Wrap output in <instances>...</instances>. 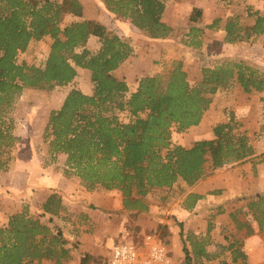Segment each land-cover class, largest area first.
I'll return each instance as SVG.
<instances>
[{
    "label": "trees",
    "instance_id": "1",
    "mask_svg": "<svg viewBox=\"0 0 264 264\" xmlns=\"http://www.w3.org/2000/svg\"><path fill=\"white\" fill-rule=\"evenodd\" d=\"M103 2L109 12L129 21L151 40L168 39L175 31L163 20L165 0ZM197 13L195 9L191 21H195ZM67 16L76 20L64 25ZM83 16L81 0H0V171L9 169L12 151L19 140L6 116L15 99L25 89L67 86L78 76V68L91 72L93 93L71 90L62 107L51 111L43 139L52 160L58 155L66 156L67 178L79 177L89 192H121L126 216L149 212L148 199L152 194L169 190L167 198L161 197V204L166 205L170 196L178 193L175 184L183 182L193 187L214 176L216 170L255 156L251 138L238 131L234 116L215 126L214 139L196 141L190 148L173 143L171 128L176 126L183 133L198 126L211 106L212 96L232 83L239 84L247 94L264 93L263 70L242 61L227 62L204 68L201 81L193 85L179 62L166 74L143 77L138 88L130 93L126 81L118 78L115 71L130 58L132 46L95 19L79 21ZM248 17L253 20L251 25L243 24L240 17L227 18L225 42H249L264 35V14L249 9ZM221 22L217 19L208 28L218 27ZM197 31L191 28L189 35ZM48 36L52 43L44 66L19 63V54L26 52L31 42ZM91 37H97L101 43L96 52L88 49ZM185 44L198 48L201 42L191 39ZM118 112H128L131 121L122 122ZM209 161L211 171L206 167ZM201 198L188 194L185 208H194ZM244 208L264 231V196L247 199ZM42 210L43 214L30 215L25 209L0 226V264H66L71 259L62 228L52 219L67 221L69 210L62 196L52 193ZM47 216L52 218L46 219ZM230 216L237 229H247L248 235L253 232L248 221H237L236 213ZM186 243L185 264H191ZM189 243L197 258L218 257L206 252L207 242ZM221 249L230 252L233 263L247 261L239 240ZM98 261L85 255L81 264Z\"/></svg>",
    "mask_w": 264,
    "mask_h": 264
},
{
    "label": "rangeland",
    "instance_id": "2",
    "mask_svg": "<svg viewBox=\"0 0 264 264\" xmlns=\"http://www.w3.org/2000/svg\"><path fill=\"white\" fill-rule=\"evenodd\" d=\"M51 1L61 2L62 0ZM81 1L84 5V16L78 19L79 21L95 19L105 25L109 32L121 36L132 46L133 53L128 59L130 63L115 74L126 81L130 93L138 88L143 77L166 74L173 69L174 63L179 62L182 63L193 85L201 81L204 68H214L227 62L242 61L264 71V35L249 42L229 44L225 42L224 31L225 21L233 16L240 17L243 24L251 25L253 20L248 17L249 9L264 14V0H165L167 9L163 20L175 31L170 38L157 41L144 36L129 21H123L109 12L103 0ZM195 9L198 13L193 22L191 16ZM217 19H222L218 27L208 28ZM73 20L76 18L67 16L64 25ZM191 28H196L198 31L189 35ZM191 39L200 41V47L187 46L185 42H191ZM90 40L88 49L92 52L98 51L101 47L99 39L94 37L93 41ZM51 43L52 39L49 36L41 41L31 42L27 51L19 54V63L37 67L44 66ZM77 70L78 76L67 86L55 87L53 90H23L15 99L12 107L6 111L8 120L12 121L13 134L19 140L12 151L9 169L0 171V174L6 175L10 169L15 168L17 161H20L21 164L19 163V166L15 168L19 172L12 176L13 190L22 188L25 184L26 178L22 168L26 162L31 163V168L34 166L33 168L36 169L37 163H41L42 166L53 167L58 173L64 175L66 156L58 155L55 160H52L43 135L51 111L62 107L71 90H80L87 95L93 93L91 72L81 68ZM117 114L122 122L131 121L128 112ZM231 116H234L238 131L251 138L256 153L254 157L243 163L229 164L221 168L222 171L218 169L214 176L200 180L193 187H188L183 182L175 184L174 189L178 193L172 194L166 201V205L161 204V197H166L169 190L152 194L148 199L152 213H142L147 223L146 228L137 225V219L141 214L137 217L126 216L125 212H123L124 217L121 216L122 214L120 217L115 216L114 219L117 221L110 222L111 224L108 225L103 224L100 228H112L125 222L123 231L125 234L123 238L116 241L122 243L131 241L140 243L145 235L155 233L167 244L176 264H185V242L191 252V264H209V262L207 259L205 263L203 259L197 258L189 242H197V244L207 242L206 245L210 242H219V245L214 247L215 249H210L213 250L211 255H217L216 258L229 256L231 263L228 264H238L233 263L230 253L223 252L221 246H228L229 242H233L234 238L239 236L230 214L236 213L237 221H251L256 224L247 209L243 207L247 204V199L258 195L264 196V93L247 94L239 84L232 83L228 88L212 96L211 106L198 126L191 127L183 133H179L177 127L174 126L171 128V133L174 144L190 148L196 141L214 139L215 126L228 122ZM210 166L209 161L206 164L208 171H211ZM68 179H72L75 190L85 189L79 177L72 175ZM4 182V177H0V188L4 186ZM198 188L201 189V194L196 192ZM97 190L102 193L111 192L113 198L120 200L123 204L121 192ZM190 193L200 195L202 198L197 201L194 208L186 209L184 200ZM4 198L5 194L0 191V209L5 208ZM19 203L13 200L8 208H12L13 204L17 206ZM77 208L79 209L80 206L78 205ZM25 209L31 215L29 204H23L22 211ZM78 209L67 213V221L58 219L56 223L58 225L69 224L73 233L86 231L81 229L86 220L81 218ZM36 214L38 213H34ZM94 231V226L90 224L86 232L93 233ZM220 242L225 245H220ZM42 264L54 263L47 261ZM97 264H106V262L98 261Z\"/></svg>",
    "mask_w": 264,
    "mask_h": 264
},
{
    "label": "crops",
    "instance_id": "3",
    "mask_svg": "<svg viewBox=\"0 0 264 264\" xmlns=\"http://www.w3.org/2000/svg\"><path fill=\"white\" fill-rule=\"evenodd\" d=\"M92 39L94 40V37H92L90 41H93ZM129 63L130 61L128 62L127 60L121 66V68L115 71V74L120 71V69L123 70L126 68ZM19 163L20 161H17L16 166H19ZM16 166L15 168H17ZM23 166L24 167L22 168V171L26 179L22 188H14L13 190L12 176L19 172L14 167L13 169H10L6 175L0 174V177H4L5 179V182L3 183L4 186H1L0 191L5 194L4 200L7 202H4L5 208L3 207L0 209V226L5 225L8 222L10 216L17 213H22L24 203L29 204L31 214L36 212L43 214V204L52 193L57 192L62 196L63 203L68 208L69 212L77 211V206H80L78 209L79 213L81 214L80 216L86 220L85 225L81 227L82 230L85 229L88 231L90 224H92L95 228L93 233H88L86 231H81V233H73L71 232V227L68 226L69 224L65 223V225H59L62 228V232L66 241L65 245L71 252V259L66 262V264H81V259L85 255H90L94 258H98L100 261H105L106 264H109L112 248L116 244L122 243L116 241L119 238H123V235L125 234V232H123L125 230V222H122V225H117L112 228L107 227L105 229H101L100 226L103 224L108 225L112 222L114 223L117 221L114 219L115 216L120 217L121 214V216H123L124 208L122 202L120 200L114 199L113 194H110L111 192H104L109 193L104 194L98 190L92 192H89L86 189L83 191L75 190L74 186L72 185V179H68L63 174L58 173L53 167H45L42 166L41 163H37V168L34 169L33 164V167L31 168L30 162H26V164ZM212 180L213 179H211V181ZM10 191L12 192L10 193ZM196 192L199 194L202 193L201 189L199 188ZM13 200L20 202L19 205L16 206L13 204V209L8 208ZM149 212L152 213V211ZM51 218L52 217L49 216L46 217V219ZM52 219L54 223H56L58 220V218L55 217ZM249 223L253 232L248 235L247 229L243 228L239 230L236 228V230H238L239 236L238 238L234 239L239 240L242 243V250L247 255V261L245 264H264V231L259 229V226L256 222V224L252 223L251 221ZM137 225L143 228L147 227L145 216L143 214L139 215L137 219ZM218 243L219 242L208 243L205 247L206 252L211 255L213 250L210 249L219 245ZM221 244L225 245L220 242V245ZM200 258L203 259L205 263L208 261L209 264H220V262L224 260H226L228 263H231L229 256H226L225 258H212L211 260L207 259V261L205 257ZM238 264L244 263L239 261Z\"/></svg>",
    "mask_w": 264,
    "mask_h": 264
},
{
    "label": "built area",
    "instance_id": "4",
    "mask_svg": "<svg viewBox=\"0 0 264 264\" xmlns=\"http://www.w3.org/2000/svg\"><path fill=\"white\" fill-rule=\"evenodd\" d=\"M109 264H176L169 247L155 233L144 236L140 243L123 242L111 250Z\"/></svg>",
    "mask_w": 264,
    "mask_h": 264
}]
</instances>
